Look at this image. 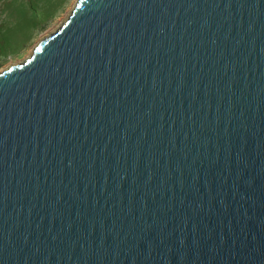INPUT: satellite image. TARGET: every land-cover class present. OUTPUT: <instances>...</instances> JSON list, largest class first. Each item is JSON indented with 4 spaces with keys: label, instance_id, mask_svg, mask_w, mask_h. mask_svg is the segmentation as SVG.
Listing matches in <instances>:
<instances>
[{
    "label": "water",
    "instance_id": "water-1",
    "mask_svg": "<svg viewBox=\"0 0 264 264\" xmlns=\"http://www.w3.org/2000/svg\"><path fill=\"white\" fill-rule=\"evenodd\" d=\"M0 264H264V0H77L2 70Z\"/></svg>",
    "mask_w": 264,
    "mask_h": 264
},
{
    "label": "rangeland",
    "instance_id": "rangeland-1",
    "mask_svg": "<svg viewBox=\"0 0 264 264\" xmlns=\"http://www.w3.org/2000/svg\"><path fill=\"white\" fill-rule=\"evenodd\" d=\"M74 4L75 0H0V72L23 61L39 39L68 17Z\"/></svg>",
    "mask_w": 264,
    "mask_h": 264
},
{
    "label": "bare ground",
    "instance_id": "bare-ground-1",
    "mask_svg": "<svg viewBox=\"0 0 264 264\" xmlns=\"http://www.w3.org/2000/svg\"><path fill=\"white\" fill-rule=\"evenodd\" d=\"M75 3H76V0H75ZM74 5H75V4H74ZM42 38H43V37H42ZM39 41H40V39L38 40V42H39ZM38 42H37V43H38ZM37 43H36V44H37ZM36 44L34 45V47L36 46ZM32 50H33V48H32ZM32 50H31L30 54H29L26 58H28V57L31 55ZM26 58H25V59H26Z\"/></svg>",
    "mask_w": 264,
    "mask_h": 264
}]
</instances>
